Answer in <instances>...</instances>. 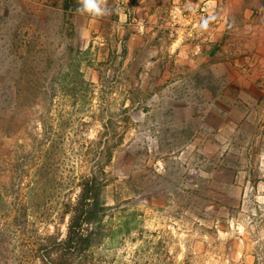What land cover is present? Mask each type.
I'll use <instances>...</instances> for the list:
<instances>
[{
    "label": "rangeland",
    "instance_id": "374dc122",
    "mask_svg": "<svg viewBox=\"0 0 264 264\" xmlns=\"http://www.w3.org/2000/svg\"><path fill=\"white\" fill-rule=\"evenodd\" d=\"M133 1L100 0L107 11L93 16L78 11L82 0L71 13L62 11V0H0V108L10 112L20 71H43L49 91L36 98L32 123L38 152L50 126L72 139L68 152L98 133L122 136L105 169L108 220L120 230L99 249L105 264H264V120L254 119L260 107L241 106L223 122L193 105L192 119V105L180 102L190 101V90L180 97L173 76H160L173 58L148 49L121 59L136 21L146 16L150 26L168 14L160 0H148L147 10ZM243 2L251 17H264V0ZM124 14L132 25L118 22ZM77 72L95 84L90 92ZM62 84L86 94L92 111L80 98L63 97ZM246 112L251 117L241 119ZM58 230L63 237L65 223Z\"/></svg>",
    "mask_w": 264,
    "mask_h": 264
},
{
    "label": "trees",
    "instance_id": "16d2710c",
    "mask_svg": "<svg viewBox=\"0 0 264 264\" xmlns=\"http://www.w3.org/2000/svg\"><path fill=\"white\" fill-rule=\"evenodd\" d=\"M74 1L62 0V11H76ZM85 55L75 50L74 56ZM112 55L109 53L108 58ZM126 55L127 48L122 46L121 59ZM77 75L84 92L95 87L80 72ZM18 76L10 112L6 114L9 110L0 108V264H105L99 249L120 231L118 224L108 220L113 208L103 197L109 178L105 169L122 144V136L98 133L68 152L64 144L72 139L50 126L46 130L47 144L38 152L33 110L36 98L46 96L49 85L41 84L47 80L43 71L22 70ZM63 85L59 88L63 97L69 96L74 102L80 98L88 105L86 94L79 96L73 85ZM130 106L122 110L123 121H127L124 115ZM86 111H92L89 105ZM93 118L102 120L91 114ZM64 223L62 237L58 225Z\"/></svg>",
    "mask_w": 264,
    "mask_h": 264
},
{
    "label": "crops",
    "instance_id": "0c3cea01",
    "mask_svg": "<svg viewBox=\"0 0 264 264\" xmlns=\"http://www.w3.org/2000/svg\"><path fill=\"white\" fill-rule=\"evenodd\" d=\"M147 1L135 0L131 7L146 9ZM159 3L168 14L150 26L146 16L136 21L137 27L128 36V56L152 49L173 58V66L163 69L160 76L168 75L164 82L173 76L180 97L190 90V101L180 102L192 105V119L195 105L204 106L206 116L217 112L223 122L231 121L230 115L241 106H256L260 109L254 119L264 120V17H251L252 10L243 0ZM132 20L126 14L118 18L122 26L132 25ZM244 116L241 119H249L251 113Z\"/></svg>",
    "mask_w": 264,
    "mask_h": 264
},
{
    "label": "clouds",
    "instance_id": "9594fccd",
    "mask_svg": "<svg viewBox=\"0 0 264 264\" xmlns=\"http://www.w3.org/2000/svg\"><path fill=\"white\" fill-rule=\"evenodd\" d=\"M78 11L90 13L93 16H102L107 10L101 7L100 0H82V5Z\"/></svg>",
    "mask_w": 264,
    "mask_h": 264
}]
</instances>
